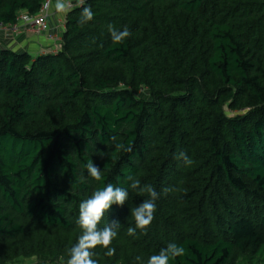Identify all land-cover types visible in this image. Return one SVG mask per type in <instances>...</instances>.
<instances>
[{
    "label": "trees",
    "instance_id": "16d2710c",
    "mask_svg": "<svg viewBox=\"0 0 264 264\" xmlns=\"http://www.w3.org/2000/svg\"><path fill=\"white\" fill-rule=\"evenodd\" d=\"M43 3L0 0V22ZM83 6L93 20L81 26L73 3L57 51L0 43V264H65L80 202L107 183L129 197L99 224L120 228L114 256L94 249L98 264L146 262L170 242L186 249L174 264H264V0ZM109 24L132 35L114 44ZM128 175L159 194L151 225L131 236L149 197Z\"/></svg>",
    "mask_w": 264,
    "mask_h": 264
},
{
    "label": "clouds",
    "instance_id": "9594fccd",
    "mask_svg": "<svg viewBox=\"0 0 264 264\" xmlns=\"http://www.w3.org/2000/svg\"><path fill=\"white\" fill-rule=\"evenodd\" d=\"M84 0H80L81 12L78 23L83 26L87 22L93 20L94 13L89 6H83ZM71 0H55V9L59 13H66L70 10ZM108 32L114 44H121L132 34L125 26L122 30L114 25L107 26ZM113 139H115L113 137ZM116 152H131V144L117 143L115 145ZM178 161H183L185 165H190L192 160L183 151L179 152L176 157ZM87 172L95 181L103 179L100 168L89 160L85 165ZM130 183L129 187L132 190H138L141 195L147 194L149 197L136 206L131 211V215L135 221V227L127 229L128 235H135L136 230H146L155 218L157 209L156 201L159 194L152 185H143L139 179L132 175L126 178ZM174 189L166 187L163 189L165 195L172 192ZM129 192L126 188L118 187L112 183H107L104 187L95 190L92 195L79 204V215L76 223L81 229L77 241L68 250V259L65 264H98L94 249L98 246L107 249L105 255L112 257L116 254V249L110 247L112 241L117 237L120 223L119 221H111L103 228L99 227L100 222L104 218L112 205L124 206L128 200ZM186 254V249L175 242H170L166 247L162 248L158 254H153L147 258L145 262L143 256H137V264H174L178 257H183Z\"/></svg>",
    "mask_w": 264,
    "mask_h": 264
},
{
    "label": "built area",
    "instance_id": "2783aa9c",
    "mask_svg": "<svg viewBox=\"0 0 264 264\" xmlns=\"http://www.w3.org/2000/svg\"><path fill=\"white\" fill-rule=\"evenodd\" d=\"M53 0H44V3L38 14L32 15L28 12H20L16 23L12 25H5L0 22V31L6 33H13L16 36L24 33H32L40 35L51 31L49 25V18L51 17V7ZM73 7L72 3L70 9ZM66 29L65 18L59 22L60 34L55 31L49 32V37L57 43L56 51L61 46V33Z\"/></svg>",
    "mask_w": 264,
    "mask_h": 264
},
{
    "label": "crops",
    "instance_id": "0c3cea01",
    "mask_svg": "<svg viewBox=\"0 0 264 264\" xmlns=\"http://www.w3.org/2000/svg\"><path fill=\"white\" fill-rule=\"evenodd\" d=\"M76 1L80 2V0H71V3H75ZM66 13H59L55 9V0L52 2L51 7V17L49 18V25L51 31H55L57 34H60L59 30V22L66 18ZM49 32L42 33L40 35L32 34V33H24L22 35H18L20 38H14L11 35H4L0 33V43L5 44L9 47H13L16 50H27L31 54L36 53H47L49 51H56L57 43L49 37Z\"/></svg>",
    "mask_w": 264,
    "mask_h": 264
},
{
    "label": "rangeland",
    "instance_id": "374dc122",
    "mask_svg": "<svg viewBox=\"0 0 264 264\" xmlns=\"http://www.w3.org/2000/svg\"><path fill=\"white\" fill-rule=\"evenodd\" d=\"M72 5H73V3H72ZM7 34H9V33H7ZM16 38H20L19 36H15ZM19 51H23V50H19ZM38 53H36V54H32V55H34V56H36ZM25 264H29V263H25Z\"/></svg>",
    "mask_w": 264,
    "mask_h": 264
}]
</instances>
